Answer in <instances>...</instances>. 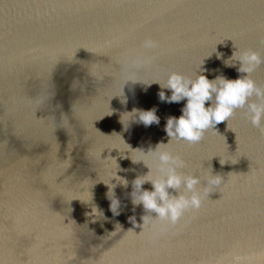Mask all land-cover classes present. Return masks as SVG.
<instances>
[{
  "label": "water",
  "instance_id": "water-1",
  "mask_svg": "<svg viewBox=\"0 0 264 264\" xmlns=\"http://www.w3.org/2000/svg\"><path fill=\"white\" fill-rule=\"evenodd\" d=\"M249 50L264 59V0H0V264H264V133L246 107L199 144L169 145L200 177L198 211L143 226L132 202L149 171L132 159L169 142L187 103L161 101L159 83L245 77L233 53ZM137 57L151 62L123 87ZM249 75L264 88V63Z\"/></svg>",
  "mask_w": 264,
  "mask_h": 264
},
{
  "label": "clouds",
  "instance_id": "clouds-1",
  "mask_svg": "<svg viewBox=\"0 0 264 264\" xmlns=\"http://www.w3.org/2000/svg\"><path fill=\"white\" fill-rule=\"evenodd\" d=\"M143 47L153 49L157 47V44L151 39H146L143 42ZM233 59L240 61L239 71L247 73V76L235 80L219 76L210 81L205 75L190 78L182 73L172 72L168 75L165 84L158 81L152 82L159 83L162 89L168 88L172 92L170 97H166L163 91L159 92L161 101L178 103L187 98V103L181 109L182 115L179 118L169 117L167 120L165 131L170 137L169 142L166 144L158 143L154 150L149 148L147 153L136 149L140 150L142 158L139 160L132 159L133 163L142 161L149 169L146 175L138 176L132 182L133 204H142L146 213L156 214L155 216L151 215V217L148 214L142 216L143 226L148 225L150 220L167 222L175 226L186 212L198 211L202 205V197L197 189V185L201 183L200 177L186 175L178 171L186 166V162L170 150L169 145L173 140L184 141L189 145L199 144L204 139L206 132L211 130L218 133L216 125L228 121L237 109H244L245 107L252 125L260 128L261 132L264 133V127L261 126L262 120H264V88L258 87L249 75L261 63H264V59L257 52L251 50L238 57L236 53H233ZM150 62L151 58L149 57H137L127 73L123 87L128 82H140L136 78L134 69H139ZM252 97H256V100H252ZM206 102H211L209 107H205ZM136 112L137 110L133 109V113ZM155 112V109L140 111V121L146 126L153 123L158 124L159 118ZM128 147L130 148L129 145ZM154 170L156 172L155 178H153ZM113 177L125 187L127 186V180L116 175ZM221 180L218 175L208 179L207 185L204 186L205 193L209 195L211 193L208 191L209 186H218ZM146 182L152 184L153 190L142 189V185ZM114 187L115 185H109L108 196L109 193H112L113 196L112 188ZM169 189L174 190L177 194H171ZM110 199L111 210L114 214H118L119 201L115 198ZM130 220L135 224L134 217H130Z\"/></svg>",
  "mask_w": 264,
  "mask_h": 264
}]
</instances>
